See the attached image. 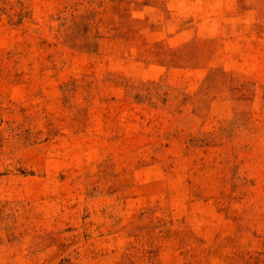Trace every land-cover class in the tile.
<instances>
[{
    "label": "rangeland",
    "instance_id": "obj_1",
    "mask_svg": "<svg viewBox=\"0 0 264 264\" xmlns=\"http://www.w3.org/2000/svg\"><path fill=\"white\" fill-rule=\"evenodd\" d=\"M0 264H264V0H0Z\"/></svg>",
    "mask_w": 264,
    "mask_h": 264
}]
</instances>
